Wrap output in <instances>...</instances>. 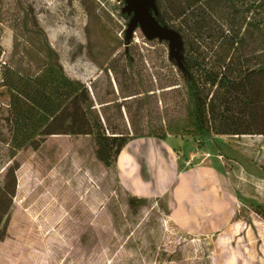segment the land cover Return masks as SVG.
I'll return each instance as SVG.
<instances>
[{
  "label": "rangeland",
  "instance_id": "374dc122",
  "mask_svg": "<svg viewBox=\"0 0 264 264\" xmlns=\"http://www.w3.org/2000/svg\"><path fill=\"white\" fill-rule=\"evenodd\" d=\"M189 1L155 0L157 18L181 36L168 39L140 27L129 36L125 0H0V64L34 79L56 52L64 73L88 88L91 117L107 134L178 139L182 166L215 164L234 198L225 228L188 232L170 217L166 197L133 196L118 156L102 160L95 135H36L13 154L10 97L0 86V264H39L47 242L48 264H264V220L254 211L264 203V134H217L220 118L199 134L188 71L196 58L213 64L221 53L246 67L251 43L237 40L252 14L223 41L216 17L168 10ZM49 78L44 85L61 91Z\"/></svg>",
  "mask_w": 264,
  "mask_h": 264
},
{
  "label": "trees",
  "instance_id": "16d2710c",
  "mask_svg": "<svg viewBox=\"0 0 264 264\" xmlns=\"http://www.w3.org/2000/svg\"><path fill=\"white\" fill-rule=\"evenodd\" d=\"M226 7L231 8V12L224 14L222 11ZM168 10L178 16L188 12L187 19H194L197 11L203 19L206 17L215 21L213 17H216L219 23H215L213 29L219 32V39L223 41L230 36L238 22L247 21L252 14L246 33L237 40L242 47L247 46V41H250L252 55L249 64L243 67L241 56H237L239 64H236L234 56L227 61L228 54L222 53V59L213 64L207 61V56L202 59L198 57L188 66L191 78L189 86L195 98L194 115L199 134H209V122L217 118L223 123V128L217 130V134H264V0H192L177 6L173 12L172 8ZM162 19L158 18L166 25ZM194 23L199 25L201 22L194 20ZM31 25L35 31H42L36 20ZM3 52L0 44V58ZM54 53L55 63L49 66L47 73L40 72L34 79L26 78L6 64H0V68H4L3 84L0 82V86L7 88L10 97V115L6 117V121L14 128V135L9 143L13 154L36 135L72 134L95 135L98 155L104 161L118 156L131 139L127 141L125 136L115 132L107 134L99 117H91L93 104L88 88L81 81L73 80L64 73L57 64L58 55ZM219 53L220 51L217 52ZM193 66L197 68V72L204 73L198 77L200 80L195 77ZM48 74L49 79L62 88L61 91L44 85L48 81ZM215 87L216 90L211 94ZM254 211L264 220V203L255 204ZM55 234L54 239L59 240L61 237L56 230ZM50 245L47 242L42 246L49 251ZM46 251L41 255L39 264H48L49 252Z\"/></svg>",
  "mask_w": 264,
  "mask_h": 264
},
{
  "label": "crops",
  "instance_id": "0c3cea01",
  "mask_svg": "<svg viewBox=\"0 0 264 264\" xmlns=\"http://www.w3.org/2000/svg\"><path fill=\"white\" fill-rule=\"evenodd\" d=\"M178 139H131L116 159L127 190L137 197H166L170 217L183 230L212 232L231 219L233 194L215 164L182 166Z\"/></svg>",
  "mask_w": 264,
  "mask_h": 264
},
{
  "label": "water",
  "instance_id": "95a60500",
  "mask_svg": "<svg viewBox=\"0 0 264 264\" xmlns=\"http://www.w3.org/2000/svg\"><path fill=\"white\" fill-rule=\"evenodd\" d=\"M125 2L129 14L133 13L128 28L129 36L134 33L136 28L140 27L149 37L160 36L168 39L180 37L181 39L176 30L163 25L158 20L155 14V0H125Z\"/></svg>",
  "mask_w": 264,
  "mask_h": 264
}]
</instances>
